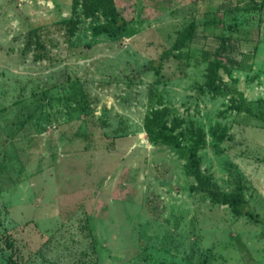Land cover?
I'll return each instance as SVG.
<instances>
[{
	"label": "rangeland",
	"instance_id": "374dc122",
	"mask_svg": "<svg viewBox=\"0 0 264 264\" xmlns=\"http://www.w3.org/2000/svg\"><path fill=\"white\" fill-rule=\"evenodd\" d=\"M88 1L0 0V264H264V0Z\"/></svg>",
	"mask_w": 264,
	"mask_h": 264
},
{
	"label": "trees",
	"instance_id": "16d2710c",
	"mask_svg": "<svg viewBox=\"0 0 264 264\" xmlns=\"http://www.w3.org/2000/svg\"><path fill=\"white\" fill-rule=\"evenodd\" d=\"M87 1L88 0H85L86 3ZM88 3L89 4L83 8L88 14L101 11L108 18L107 23L99 28L101 32L113 35L126 26V19L113 9L112 5H110L111 0H89ZM161 115L162 113L160 112H154L153 117L146 119V130L149 136L154 141H162L173 146L178 145V137L174 133L177 126L167 125L166 122L162 121ZM198 140H201V134H198ZM190 157L194 158V152L190 154ZM238 202L239 199L237 198H233L229 201L234 207L237 206Z\"/></svg>",
	"mask_w": 264,
	"mask_h": 264
}]
</instances>
